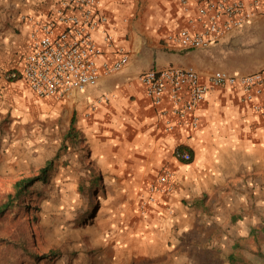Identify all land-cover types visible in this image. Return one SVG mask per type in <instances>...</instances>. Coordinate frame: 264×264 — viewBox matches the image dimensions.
Returning <instances> with one entry per match:
<instances>
[{
    "label": "crops",
    "instance_id": "1",
    "mask_svg": "<svg viewBox=\"0 0 264 264\" xmlns=\"http://www.w3.org/2000/svg\"><path fill=\"white\" fill-rule=\"evenodd\" d=\"M62 1L0 0V107L13 95L20 97L23 106V94L34 97L17 82H9L5 73L19 67L29 51L33 21L52 15ZM100 7L111 19L110 32L116 41L109 46L101 32L95 34L105 52L100 63L116 60L118 48L128 54L129 63L68 100L39 105L71 114L68 130L73 132L66 142L74 148L80 132L92 163L88 173L103 179L99 220L87 238L102 244L106 256L133 257L139 250L149 256L167 254V244L175 238L230 237L233 247L236 241L259 233L261 220L251 218L249 210L252 204L254 210H261L264 203V116L242 100L238 89L213 88L197 111L198 130L169 129L166 118L175 125L177 118L159 114L166 103L153 105L138 77L152 68L172 65L207 76L217 71L222 46L244 48L246 31L254 27L264 33V16L215 46L189 51L169 39L190 27V18L197 16L196 11L186 14L179 0H100ZM181 146L191 150V162L175 158ZM166 167L174 172L172 192H159L151 201L149 187ZM233 225L236 228L224 232Z\"/></svg>",
    "mask_w": 264,
    "mask_h": 264
},
{
    "label": "rangeland",
    "instance_id": "2",
    "mask_svg": "<svg viewBox=\"0 0 264 264\" xmlns=\"http://www.w3.org/2000/svg\"><path fill=\"white\" fill-rule=\"evenodd\" d=\"M253 28V27H250ZM245 47H221L215 70L249 73L261 68L264 33L261 27L246 31ZM244 40V41H245ZM27 90L23 81L17 82ZM34 96V95H33ZM5 98L0 107V209L15 194L18 180L40 174L47 162V176L24 191L0 215V261L5 264H264V203L261 210L251 205L249 216L261 220L256 238L239 240L235 261L230 237L214 240L197 235L175 238L167 254L106 256L102 244L90 237L99 220L105 190L103 179L90 175L86 139L76 133L74 148L66 142L71 114L65 109H43L38 99L24 95ZM25 103V102H24ZM64 104V103H60ZM79 157H76V153ZM256 204V203H255ZM235 225L228 226V232ZM236 232H238L236 230ZM228 239V240H227ZM37 257V258H36ZM35 258V259H33Z\"/></svg>",
    "mask_w": 264,
    "mask_h": 264
},
{
    "label": "built area",
    "instance_id": "3",
    "mask_svg": "<svg viewBox=\"0 0 264 264\" xmlns=\"http://www.w3.org/2000/svg\"><path fill=\"white\" fill-rule=\"evenodd\" d=\"M190 18V27L182 28L169 39L183 50H204L219 44L252 20L264 16V0H179ZM193 6L195 9L193 10ZM199 24V29L196 28ZM111 19L101 11L100 0H64L52 15L33 21L29 35V51L19 67L6 71V79L23 81L38 99L68 100L74 93L98 85L101 77L119 73L129 63V56L118 48L119 57L100 63L105 55L97 44L95 34L101 32L105 43L115 44L110 32ZM138 80L159 114L177 118L176 125L166 118L169 129L198 130L197 113L213 88H235L242 100L264 116V68L242 75L215 71L207 76L194 68L168 66L152 68L139 75ZM174 156L183 163L193 160L187 147L176 148ZM172 169L166 167L149 187L150 200L159 192H172Z\"/></svg>",
    "mask_w": 264,
    "mask_h": 264
},
{
    "label": "trees",
    "instance_id": "4",
    "mask_svg": "<svg viewBox=\"0 0 264 264\" xmlns=\"http://www.w3.org/2000/svg\"><path fill=\"white\" fill-rule=\"evenodd\" d=\"M75 123V120H72V125ZM72 128L67 132V134L65 135V140H69L72 137ZM52 167V161H49L46 163L45 167L43 169H41L40 174L38 176L35 177H29V178H24L21 180H18L15 185H14V189H15V194L12 196H9L8 198V202L5 204V207H3L2 209H0V215L3 213V211L5 210V208L8 207L9 202L13 201V197H17L19 198L21 196V194L26 191L28 188L34 186V184L37 181L43 180L48 172L50 171ZM264 232V229H263ZM256 232L255 233H251V236L254 238H256ZM240 249V244L239 243H235V245L233 246V252L230 254L229 259L231 262L235 261V257L237 255L236 250L238 251ZM37 258V257H36ZM35 259V258H33ZM5 260H1L0 264H5Z\"/></svg>",
    "mask_w": 264,
    "mask_h": 264
}]
</instances>
